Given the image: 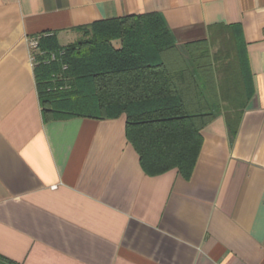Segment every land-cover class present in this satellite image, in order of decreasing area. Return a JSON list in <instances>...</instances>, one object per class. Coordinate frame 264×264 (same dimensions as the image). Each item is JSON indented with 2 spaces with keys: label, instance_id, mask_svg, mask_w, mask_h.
Here are the masks:
<instances>
[{
  "label": "crops",
  "instance_id": "crops-1",
  "mask_svg": "<svg viewBox=\"0 0 264 264\" xmlns=\"http://www.w3.org/2000/svg\"><path fill=\"white\" fill-rule=\"evenodd\" d=\"M150 13L181 47L241 34L247 56L235 90L218 65L246 102L202 130L189 177L148 175L125 115L43 116L31 39ZM0 264H264V0H0Z\"/></svg>",
  "mask_w": 264,
  "mask_h": 264
},
{
  "label": "trees",
  "instance_id": "trees-1",
  "mask_svg": "<svg viewBox=\"0 0 264 264\" xmlns=\"http://www.w3.org/2000/svg\"><path fill=\"white\" fill-rule=\"evenodd\" d=\"M75 30L83 38L67 46L55 35L39 37V51L57 56L47 63L37 56L35 65L44 120L125 115L128 139L148 175L177 169L189 177L200 155L202 130L222 105L237 113L243 108V100L226 97L218 81L221 62L229 91L241 88L249 73L241 34L231 38L233 48L214 55L205 39L181 47L159 13L102 20ZM228 118L231 122L240 116Z\"/></svg>",
  "mask_w": 264,
  "mask_h": 264
},
{
  "label": "built area",
  "instance_id": "built-area-1",
  "mask_svg": "<svg viewBox=\"0 0 264 264\" xmlns=\"http://www.w3.org/2000/svg\"><path fill=\"white\" fill-rule=\"evenodd\" d=\"M39 39H40V38L37 37V38H34V39H31V40H30V49H31V51H32L31 59H32V62L34 63V65H36V59H35V55H34V53H36V52L39 51ZM42 54H44V53H42ZM60 55L63 56L64 53H61ZM56 58H57V56L54 55V54H52V55H51V60H49V61H55ZM46 63H47V62H46ZM48 63H49V62H48ZM66 68H67V67H64V70H66Z\"/></svg>",
  "mask_w": 264,
  "mask_h": 264
},
{
  "label": "rangeland",
  "instance_id": "rangeland-1",
  "mask_svg": "<svg viewBox=\"0 0 264 264\" xmlns=\"http://www.w3.org/2000/svg\"><path fill=\"white\" fill-rule=\"evenodd\" d=\"M78 37H79L78 40H80V39L83 38V35L80 34V36H78ZM76 42H77V41H76ZM116 45H118V44L116 43ZM34 55H35V59H36V64L38 63V61H37V56H42V57L44 56V60H43V61H45V62L51 60V57H50V56L47 57V55L42 54V52H40V51L34 53Z\"/></svg>",
  "mask_w": 264,
  "mask_h": 264
}]
</instances>
